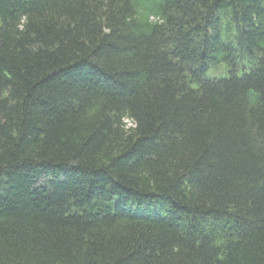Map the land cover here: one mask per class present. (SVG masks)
I'll return each mask as SVG.
<instances>
[{"label": "trees", "instance_id": "16d2710c", "mask_svg": "<svg viewBox=\"0 0 264 264\" xmlns=\"http://www.w3.org/2000/svg\"><path fill=\"white\" fill-rule=\"evenodd\" d=\"M0 264H264V0H0Z\"/></svg>", "mask_w": 264, "mask_h": 264}]
</instances>
